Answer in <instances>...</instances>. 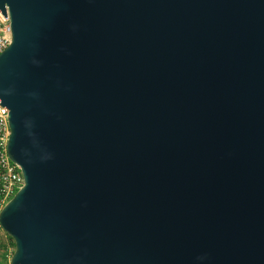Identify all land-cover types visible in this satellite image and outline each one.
<instances>
[{"label": "water", "instance_id": "95a60500", "mask_svg": "<svg viewBox=\"0 0 264 264\" xmlns=\"http://www.w3.org/2000/svg\"><path fill=\"white\" fill-rule=\"evenodd\" d=\"M10 264H264V0H0Z\"/></svg>", "mask_w": 264, "mask_h": 264}, {"label": "built area", "instance_id": "2783aa9c", "mask_svg": "<svg viewBox=\"0 0 264 264\" xmlns=\"http://www.w3.org/2000/svg\"><path fill=\"white\" fill-rule=\"evenodd\" d=\"M10 21L8 12L0 11V52L10 43ZM8 109L0 101V204L7 202L24 183L20 167L11 161L7 153V143L10 134ZM13 250L9 248L7 263Z\"/></svg>", "mask_w": 264, "mask_h": 264}, {"label": "rangeland", "instance_id": "374dc122", "mask_svg": "<svg viewBox=\"0 0 264 264\" xmlns=\"http://www.w3.org/2000/svg\"><path fill=\"white\" fill-rule=\"evenodd\" d=\"M4 204H0V209ZM0 245H3L2 247H0V264H6L7 263V254L9 252V248L12 251V250H14V246L11 245L10 241L4 235L2 230H0ZM3 255H4V257H3Z\"/></svg>", "mask_w": 264, "mask_h": 264}, {"label": "trees", "instance_id": "16d2710c", "mask_svg": "<svg viewBox=\"0 0 264 264\" xmlns=\"http://www.w3.org/2000/svg\"><path fill=\"white\" fill-rule=\"evenodd\" d=\"M0 230H2L1 228H0ZM4 233V232H3ZM4 235L7 237V239L10 241V243H11V245H13L14 246V243H13V240L11 239V237H9L6 233H4ZM3 245H0V247H2ZM3 257H4V255H3Z\"/></svg>", "mask_w": 264, "mask_h": 264}]
</instances>
